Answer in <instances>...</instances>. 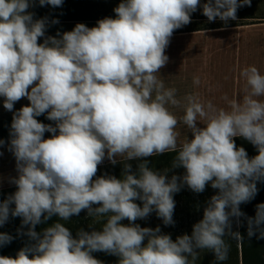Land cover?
<instances>
[{
  "label": "clouds",
  "instance_id": "obj_1",
  "mask_svg": "<svg viewBox=\"0 0 264 264\" xmlns=\"http://www.w3.org/2000/svg\"><path fill=\"white\" fill-rule=\"evenodd\" d=\"M64 2L0 0V98L12 113L0 156L11 153L16 172L8 180L15 191L0 199V228L19 218L17 237H27L14 257L0 255V264H104L94 253L115 256L117 264H196L202 251L223 264L225 238L242 242L239 228L250 240L264 239V202L252 216L241 207L264 184V74L242 69L243 93L224 97L227 109L191 94L181 101L157 75L169 62L173 33L192 13L202 9L208 22L227 24L252 0H121L114 17L48 35L59 20L30 9ZM22 99L28 104L15 109ZM181 122L191 134L182 142ZM167 153H176L171 167L154 169L150 158ZM105 160L122 165L119 177L98 175ZM209 187L213 194L190 233L173 239L160 225L137 223L155 213L174 227L175 195ZM82 212L102 227L73 234L60 222ZM14 239L0 231V248Z\"/></svg>",
  "mask_w": 264,
  "mask_h": 264
},
{
  "label": "rangeland",
  "instance_id": "obj_2",
  "mask_svg": "<svg viewBox=\"0 0 264 264\" xmlns=\"http://www.w3.org/2000/svg\"><path fill=\"white\" fill-rule=\"evenodd\" d=\"M82 0H65L61 8L49 9L40 7L37 15L47 16L49 20L55 18L62 21L69 19H82L89 17L90 13L94 15V8L89 4H82ZM106 4L112 7V0H105ZM205 0H201L204 3ZM71 4V5H70ZM85 5V6H84ZM74 11L75 15L70 12ZM47 10V11H45ZM98 9H96L97 11ZM237 15L245 17H257L262 19H236L229 20L227 23H235L237 26L227 27L216 30H206L194 33L173 35L166 55L169 57L167 65L160 70L158 77L163 80L166 88L176 89L177 99L183 101L186 95H196L202 101H211L217 107L228 108V100L236 99L243 93L245 81L240 76V72L245 67L255 66L261 74H264V0H252L251 6H245L238 10ZM208 22L202 14V9H198L191 15V22ZM220 23H224L221 21ZM248 24V25H246ZM52 35H55L50 27L48 29ZM47 32V33H49ZM199 77L200 84L193 83V78ZM170 111L179 118L183 115L182 107L169 106ZM41 122L51 123L45 116L38 117ZM11 119L5 120L4 127H0V139L8 140L9 127ZM177 132L180 133L179 141L182 142L187 133L186 126L181 122L177 126ZM51 134L46 133L48 137ZM3 156H0V194L15 190V187L8 183L9 177L15 176V160L11 153L3 150ZM170 153L150 158L154 169L164 170L171 167V162L175 156H169ZM135 168L136 162H132ZM122 165H111L107 160L99 168L98 175L108 173L120 176ZM176 172L182 173V169ZM171 175V173H169ZM213 194L209 187L203 194H194L184 189L175 195L176 208L174 213L175 226L165 227L162 221L153 213L146 221L140 220L141 226L156 227L160 225L162 231L171 233L173 239L177 235L190 233L193 223L202 217V209L205 201ZM56 218H53L55 221ZM66 227L70 228L75 234L78 228L91 230L89 226L97 229L102 227V221L96 222L92 218H87L86 213L82 212L80 216L73 217L69 221H60ZM52 223V222H49ZM127 223V221H124ZM47 226V225H46ZM44 225L37 226L40 231ZM226 241L230 244L229 256L223 264H241V252L239 242L234 240ZM97 259L104 261V264H117V257L106 255L104 253H94ZM196 264H214V257L211 253L202 251Z\"/></svg>",
  "mask_w": 264,
  "mask_h": 264
},
{
  "label": "trees",
  "instance_id": "obj_3",
  "mask_svg": "<svg viewBox=\"0 0 264 264\" xmlns=\"http://www.w3.org/2000/svg\"><path fill=\"white\" fill-rule=\"evenodd\" d=\"M105 0H82V4H89L90 7L94 8V15L93 13H90L89 17H82V19H69L67 21L59 20V23L56 25H51L52 31L54 34L59 30L61 32L63 31H70L74 28V26L77 23H84L89 27H93L96 25V22L100 19H103L105 17H114L115 13L113 9L121 2V0H112V7H110L108 4L104 2ZM71 5V4H70ZM85 6V5H84ZM40 8L39 6H36L32 9V11L35 13L36 18H41V16H38L36 13ZM46 9H49L50 6L45 7ZM96 9H98L96 11ZM47 11V10H45ZM70 12L75 15L74 11L70 9ZM237 19H262V17H245V16H239L237 15ZM221 21H217L216 23H205L203 21L201 22H191L186 26H183L182 28L176 30L173 35L176 34H185V33H194V32H201L206 30H216V29H222L227 27H233L237 26L235 23H220ZM248 25V24H246ZM49 27V28H50ZM236 143L238 146H243L247 150L249 156H253L256 154V151L254 147L249 144L248 142L236 138ZM176 153H170L169 156H175ZM260 188L259 194L256 196V198L249 204L242 205V210L246 212L249 216H252L255 214V205L257 203L264 202V184L258 185ZM7 191L3 194H0V199L5 198L9 193L13 192ZM20 227V219L15 218L11 219L8 224H6L3 228H0V231L7 232L16 239L13 240V242L3 248H0V255L5 256H15L17 251L22 248L25 243H27V237H17V228ZM243 235L244 238L242 242H239V248L241 252V264H264V239H256L252 238L251 240L247 237L246 229L245 228H239L238 229Z\"/></svg>",
  "mask_w": 264,
  "mask_h": 264
},
{
  "label": "crops",
  "instance_id": "obj_4",
  "mask_svg": "<svg viewBox=\"0 0 264 264\" xmlns=\"http://www.w3.org/2000/svg\"><path fill=\"white\" fill-rule=\"evenodd\" d=\"M32 9H30V11H32ZM47 34L52 35L51 32H49ZM26 104H28V101L26 99H22L21 101H19L15 104V109H19L22 105H26ZM11 118H12V113L6 111L3 108V100H2V98H0V127H4L5 120L11 119Z\"/></svg>",
  "mask_w": 264,
  "mask_h": 264
}]
</instances>
